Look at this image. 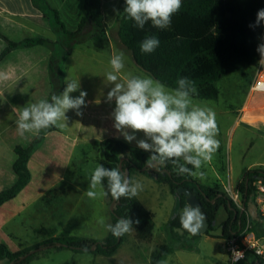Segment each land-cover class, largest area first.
Listing matches in <instances>:
<instances>
[{
	"label": "crops",
	"instance_id": "0c3cea01",
	"mask_svg": "<svg viewBox=\"0 0 264 264\" xmlns=\"http://www.w3.org/2000/svg\"><path fill=\"white\" fill-rule=\"evenodd\" d=\"M121 1L102 0V13L108 26L107 49L100 50V42L91 40L74 48L65 60V86L68 79L79 80L80 90L87 92V106L81 109L83 114L77 116L69 110L66 113L67 121H62L66 126H54L44 136L42 144L28 162L30 182L13 199L0 206V244L11 252L18 253L62 235L103 240L109 234L98 223V219L103 217L106 224H112L107 198L92 200L85 195V191L91 172L101 162L100 144L103 140L116 139L137 147L135 141L128 143L116 132L111 117L115 104L114 101L106 102V94L112 87L106 80V73L112 70L109 61L119 52H124L125 61L127 59L125 47L118 38V6ZM52 10L59 13L61 22L68 30H76L86 16L83 0H0V55L7 47V41H55L62 31L54 29ZM50 57L51 51L45 46L20 45L0 60V74L7 77L0 79V193L12 187L17 180L13 169L15 147L30 146L40 134L21 137L15 122L20 109L27 103L49 98ZM128 74L144 73L131 71L125 63L124 70L119 73L120 81ZM261 75H264V65L258 62L243 100L234 107L221 104L222 96L218 92L217 100H199L206 101L213 108L219 127L216 137L219 148L212 160L200 169L204 177L193 176L201 185L225 194L228 191L238 194L237 186L243 175L249 170L264 168V156L255 155L246 161L251 139L255 136L264 139V91L253 87ZM71 95L78 96L79 91ZM137 138H143V134L137 133ZM131 179L143 185L137 198L155 215L153 239L150 243H139L132 230L129 236L126 234L125 242L117 253L105 257L109 263H115L117 257L126 251L123 250L124 245L131 248L132 244L136 245V249L149 247L150 261L155 249L151 245L155 241L157 228L156 211L151 207L156 210L157 204L162 205V195H172L170 190H165V185L156 183L146 175L137 173ZM175 205L176 201L172 200L165 226L175 212ZM254 212L255 209H252L250 214ZM177 232L182 234L181 231ZM166 237H169L168 231ZM54 251L58 253L57 250L48 251L29 264H48V257Z\"/></svg>",
	"mask_w": 264,
	"mask_h": 264
},
{
	"label": "trees",
	"instance_id": "16d2710c",
	"mask_svg": "<svg viewBox=\"0 0 264 264\" xmlns=\"http://www.w3.org/2000/svg\"><path fill=\"white\" fill-rule=\"evenodd\" d=\"M83 1L86 16L82 18L76 30H68L61 22L59 13L52 10L54 29L62 31L55 41L45 39H27L21 43L7 41L8 45L0 55L2 60L12 49L20 45H42L50 49L51 91L48 100L52 94H59L64 90V63L74 48L88 41L97 40L100 42V50L107 49L105 41L108 26L102 13V0ZM124 7L125 0L118 6V38L130 56L132 64L135 65L133 63L135 58L141 72L150 74L169 87H176V82L181 77L189 78L198 88L197 100H217L218 94L214 89L216 83L234 73L249 69L260 60L256 49L261 43L264 25L255 29L249 25L255 22L257 11L264 8V0H182V7L173 16L171 26L163 30L153 27L151 22L143 29L137 28L134 21L127 17ZM152 35L158 37L159 47L152 53L141 52V41ZM53 129L54 126L42 130L28 147H15L16 160L13 169L17 180L12 187L0 193V206L13 199L28 185L31 178L28 162L42 144L44 136ZM100 149V164L108 168H119L130 178L137 173L146 175L156 183L167 186L175 198V212L167 222L166 229L169 239L177 244V248L165 243L157 245L150 255V264H162L175 249L193 250L188 241L195 242L202 237L200 234H190L180 225V213L188 205L186 196L178 192L180 188L189 190L200 200L209 221V228L205 234L207 237L226 241L239 235L248 216L254 219L253 229L257 236H264V215L258 211L250 214L251 209L256 208V185L259 181L264 183V168L252 169L243 175L237 186V193L241 199L239 208L227 194L201 185L191 175L178 174L171 162L160 171L148 170L145 161L149 153L123 141L105 139L101 142ZM187 167L192 168L191 165ZM106 198L111 205L113 202L111 196ZM220 215L225 218L221 222L218 221ZM111 216L112 224L119 218L127 216L133 221L138 219L140 223L134 224L132 229L136 241L152 242L155 215L145 208L137 196L132 199L121 197L111 211ZM177 231H181L182 234ZM125 238L126 234L116 238L111 232L103 240L62 235L18 253L11 252L5 245L0 244V264H29L49 250H71L109 258L117 253ZM93 246L95 248L91 250Z\"/></svg>",
	"mask_w": 264,
	"mask_h": 264
},
{
	"label": "clouds",
	"instance_id": "9594fccd",
	"mask_svg": "<svg viewBox=\"0 0 264 264\" xmlns=\"http://www.w3.org/2000/svg\"><path fill=\"white\" fill-rule=\"evenodd\" d=\"M181 7L182 0H125L123 10L139 29L151 22L153 27L163 30L171 26L173 16ZM262 25L264 8L257 11L255 22L249 27L255 29ZM261 40L256 50L260 55L259 63L264 65V37ZM159 44L158 37L148 36L141 41L140 50L152 53ZM109 63L112 70L106 73V80L112 87L106 94V102L114 101L111 117L119 136L128 143L135 141L139 149L149 153L145 161L148 170L160 171L171 162L178 174L203 178L204 172L200 169L212 160L219 148L216 138L219 127L213 108L206 101L197 100L199 91L195 82L181 77L176 87H169L146 73L128 74L121 82L119 73L125 68L124 52L114 55ZM6 78L0 74V79ZM80 89L79 80L68 79L64 90L52 94L50 100L27 103L20 109L15 122L17 133L23 137L26 134L38 135L53 126L63 128L66 123L62 121H67L69 110L81 116V109L87 106V92ZM77 91L79 95L73 97L71 93ZM137 133H142L143 138L138 139ZM142 189L139 181H133L119 168L98 164L90 174L85 195L92 200L110 195L114 202H119L121 197H136ZM179 219L181 227L195 235L204 227L206 217L199 205L189 203L182 209ZM98 223L114 237L120 238L140 221L127 216L119 218L115 224H106L100 217ZM234 254L237 259L243 258L241 252Z\"/></svg>",
	"mask_w": 264,
	"mask_h": 264
},
{
	"label": "rangeland",
	"instance_id": "374dc122",
	"mask_svg": "<svg viewBox=\"0 0 264 264\" xmlns=\"http://www.w3.org/2000/svg\"><path fill=\"white\" fill-rule=\"evenodd\" d=\"M263 32H264V27H263ZM126 61L125 63L131 69V71L141 72L138 67L132 64L129 55H127ZM255 67L256 64H254L252 67H250L247 70L234 73L229 77H227L226 79H223L215 84L214 88L217 90L220 97L222 96L221 104L231 105L234 107L236 104H238L243 100L247 87L249 83L252 81L253 70ZM224 98L228 100L226 101V99ZM255 155H257L258 157L264 156V139H259L257 136L252 138L250 141V147H249L248 155L246 157V161H249L252 158V156L255 157ZM164 188L169 192V189L166 186ZM169 196L170 197H167L166 195H162L161 198L162 205L157 204L156 206L158 210L157 209L155 210V207L150 206L152 209H154V211H156L155 213L157 215L156 237L154 243L151 245L152 249H154L157 245L164 243L172 247L177 246V244L171 241L169 237H166L167 229L166 226L164 225L167 219L166 217L172 209L171 206L172 200H175L173 195L169 194ZM237 206L241 208L240 197L238 199ZM255 211L261 213L257 209V207L255 208ZM224 219H225L224 216L220 215L218 221L221 222ZM130 232L127 233L128 236L130 235ZM188 242L189 244H191L193 250L175 249L174 253L166 257L163 260L162 264H229L228 255L225 250L223 240L202 235V237L199 240L195 242H191V241ZM130 247L131 248H129L127 245H124L123 250L126 251L121 253V255L117 257V261L115 263H109L108 258H105L103 256H95L91 253H86V252L72 253L73 251L71 250L58 251V253L54 251V253H50L47 262L48 264H56V263L57 264H150L149 254H148L149 247H145L144 249H136L135 244H132V246ZM72 256H77V257L72 258ZM252 261H253L252 256L248 255L246 260L240 262L239 264H251Z\"/></svg>",
	"mask_w": 264,
	"mask_h": 264
},
{
	"label": "built area",
	"instance_id": "2783aa9c",
	"mask_svg": "<svg viewBox=\"0 0 264 264\" xmlns=\"http://www.w3.org/2000/svg\"><path fill=\"white\" fill-rule=\"evenodd\" d=\"M261 37H264V32L261 34ZM261 37L260 42H262ZM258 85L260 87H257ZM253 87L256 90L264 91V75L256 79ZM256 186L255 205L261 214L264 215V183L259 181ZM227 195L237 204L239 199L238 194L228 191ZM253 227L254 219L248 216L242 232L224 242L229 264H239L245 261L248 255H251L253 258L251 264H264V236H257ZM234 252L243 253V258L237 259Z\"/></svg>",
	"mask_w": 264,
	"mask_h": 264
},
{
	"label": "water",
	"instance_id": "95a60500",
	"mask_svg": "<svg viewBox=\"0 0 264 264\" xmlns=\"http://www.w3.org/2000/svg\"><path fill=\"white\" fill-rule=\"evenodd\" d=\"M133 63L135 64V66L141 68V67L138 65V63H137V61H136L135 58H133ZM122 161H123V160H122ZM178 192H179L180 194H183V195L186 196V202H187V204L190 203V204H192L193 206L199 205V207H200L201 210L203 211V208H202V205H201L200 200H199L194 194H192L189 190L184 189V188H180ZM115 204H116V202H114V201L111 203V205H110V210H111V211L114 210ZM203 212H204V211H203ZM241 213H242V212H241ZM236 214H237V212H235V215H236ZM205 217H206V215H205ZM208 228H209V221H208V219H207V217H206V220H205V222H204V227H203V228L200 230V232L197 233V234L205 235V234L207 233V231H208ZM94 248H95V246H93V247L91 248V250H94Z\"/></svg>",
	"mask_w": 264,
	"mask_h": 264
}]
</instances>
